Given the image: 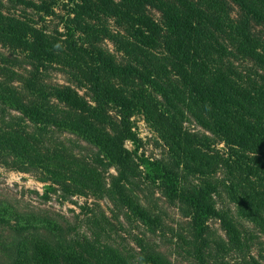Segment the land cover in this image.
<instances>
[{
	"label": "trees",
	"instance_id": "trees-1",
	"mask_svg": "<svg viewBox=\"0 0 264 264\" xmlns=\"http://www.w3.org/2000/svg\"><path fill=\"white\" fill-rule=\"evenodd\" d=\"M57 1L62 6L43 0L36 8L45 16L63 9L62 31L25 19L2 25L1 37L20 55L5 57L19 72L0 69L19 86L6 85L1 93L32 122L91 140L97 165L113 166L115 175L107 180L98 168L37 155L26 137L0 133V150L40 163L62 191L89 193L99 208L84 214L90 228L82 234L69 220L37 217L46 226L16 231L17 240L1 248L0 264H262L243 225L264 235V0ZM91 12L122 22L124 34L93 23ZM104 38L114 51L100 43ZM52 63L71 81L44 82ZM136 110L159 132L162 157L137 154L141 140L130 122ZM152 186L157 191L148 194ZM102 197L112 206L108 213L97 201ZM152 197L182 218L173 236L189 263L116 220L120 211L127 226L163 230Z\"/></svg>",
	"mask_w": 264,
	"mask_h": 264
},
{
	"label": "rangeland",
	"instance_id": "rangeland-1",
	"mask_svg": "<svg viewBox=\"0 0 264 264\" xmlns=\"http://www.w3.org/2000/svg\"><path fill=\"white\" fill-rule=\"evenodd\" d=\"M27 1L30 2L24 3V0H0V69L4 68L10 71L14 69V72H19L18 67L8 66L5 62V57L8 55L11 58L20 55L17 47L9 49L6 41L1 37V27L7 20L25 19L29 22H35L39 26L43 24L46 30L51 32L57 29L62 31L60 23L64 11L58 7L62 6L61 2L48 0L50 3L55 1L53 5H59L54 8L52 15L45 16L42 11L36 8V5L41 4L43 0ZM91 13L93 16L92 22L96 25L100 27L101 25H106L111 31H119L124 34L126 26L122 22L115 21L112 17L106 16L101 12ZM100 43L111 51L115 49V44L107 38L102 39ZM60 68L63 67H59L57 63H52L44 72V82L67 84L68 81H71L68 74L65 71L62 72ZM9 76H12V73H9ZM6 78V72H1L0 70V133L12 132L26 137L30 148L37 155L49 156L50 158L53 156L59 157L60 155L64 159L70 160V162L98 168L99 173L104 175L107 180H109L111 175H115L113 166L100 167L97 165L96 156L99 151L91 140L85 139L80 134L65 128H54L32 122L15 106L6 101L1 90L6 85L19 86L18 81L15 79L12 78L10 81H6ZM79 93L82 94L83 92L79 90ZM182 120L183 125L191 131H196L198 135L206 134L210 136L195 121L191 119H188L189 122ZM130 122L132 130L141 140L137 154L148 159L162 157L166 146H164L159 132L151 126L142 111H134L130 117ZM125 146L130 150L134 148L128 140L125 141ZM216 146L218 148L224 147L222 142H218ZM204 151L210 152V149L207 148ZM43 162L47 164L51 160L48 158ZM145 166L142 163L140 169L147 171L149 168L147 166L146 169ZM139 188L146 193L144 184L139 186ZM150 189H148V194L151 191H157L155 186ZM155 196L159 197V194H155ZM152 198L151 200L154 199V203L158 202L161 207L163 230L154 229L145 224H139L138 227L136 225L127 226L121 217L122 212L120 211L118 212L120 215L116 220L122 222L124 228L131 230V232L127 230L128 233H145L146 237L148 236L159 242L160 249L167 252L169 256L177 258L183 263H189L187 255L184 254L181 248H178V245H176L177 240L173 236L180 225H182V218L178 215L174 206ZM93 201L95 199L89 193L69 194L66 191H62L40 163L31 162L27 157L10 150H0V254L3 244L6 246V244H13L17 240L16 231L22 227L35 231L40 227L46 226L44 223H38L37 217L40 216L41 218L58 217L62 220H69L77 225L73 230L80 234L88 233L90 226L83 221L84 214L86 217L91 208L99 211L96 205L91 204ZM97 201L106 213H108V209L112 208L106 197L97 199ZM117 221L114 220L116 226ZM207 222L212 229L221 233L219 222L215 217H209ZM243 229L250 231V233L252 231V236H254L252 242L255 244L253 245L252 253H256V250H258L259 254H261V263L264 264V235L257 233L258 231L251 230L249 223H244Z\"/></svg>",
	"mask_w": 264,
	"mask_h": 264
}]
</instances>
